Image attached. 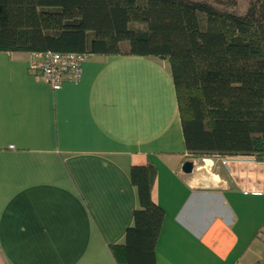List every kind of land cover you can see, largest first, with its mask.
I'll use <instances>...</instances> for the list:
<instances>
[{"label": "crops", "instance_id": "crops-1", "mask_svg": "<svg viewBox=\"0 0 264 264\" xmlns=\"http://www.w3.org/2000/svg\"><path fill=\"white\" fill-rule=\"evenodd\" d=\"M35 59L0 52V264H118L139 208L130 171L149 165L157 264L264 257V161L187 152L167 60L90 55L54 91Z\"/></svg>", "mask_w": 264, "mask_h": 264}, {"label": "trees", "instance_id": "trees-1", "mask_svg": "<svg viewBox=\"0 0 264 264\" xmlns=\"http://www.w3.org/2000/svg\"><path fill=\"white\" fill-rule=\"evenodd\" d=\"M0 52L157 57L170 64L187 152L264 161V0H0ZM156 171L133 166L139 208L118 264H157Z\"/></svg>", "mask_w": 264, "mask_h": 264}, {"label": "built area", "instance_id": "built-area-1", "mask_svg": "<svg viewBox=\"0 0 264 264\" xmlns=\"http://www.w3.org/2000/svg\"><path fill=\"white\" fill-rule=\"evenodd\" d=\"M88 58L89 55L85 53H39L31 65V71L58 91L65 82H78L81 79ZM256 264H264V257Z\"/></svg>", "mask_w": 264, "mask_h": 264}, {"label": "rangeland", "instance_id": "rangeland-1", "mask_svg": "<svg viewBox=\"0 0 264 264\" xmlns=\"http://www.w3.org/2000/svg\"><path fill=\"white\" fill-rule=\"evenodd\" d=\"M203 1H207L211 3L216 8L222 11L232 12L239 15H243L247 12L251 2V0H203ZM208 159H214V158H208Z\"/></svg>", "mask_w": 264, "mask_h": 264}, {"label": "water", "instance_id": "water-1", "mask_svg": "<svg viewBox=\"0 0 264 264\" xmlns=\"http://www.w3.org/2000/svg\"><path fill=\"white\" fill-rule=\"evenodd\" d=\"M194 169V162L193 161H186L183 165V171L185 173H191Z\"/></svg>", "mask_w": 264, "mask_h": 264}]
</instances>
